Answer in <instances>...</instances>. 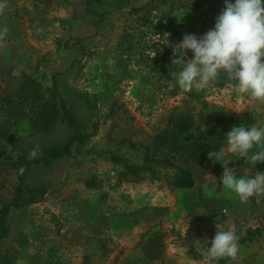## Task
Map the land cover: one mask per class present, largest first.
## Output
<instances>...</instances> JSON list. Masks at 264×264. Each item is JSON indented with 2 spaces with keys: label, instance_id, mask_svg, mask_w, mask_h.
Returning <instances> with one entry per match:
<instances>
[{
  "label": "rangeland",
  "instance_id": "374dc122",
  "mask_svg": "<svg viewBox=\"0 0 264 264\" xmlns=\"http://www.w3.org/2000/svg\"><path fill=\"white\" fill-rule=\"evenodd\" d=\"M223 7L224 0H0V210L20 187L13 161L71 133L55 86L85 134L69 156L26 175L29 187L47 192L11 209L0 264H208L209 242L228 229L239 237L238 254L218 264H264V193L241 202L208 159L226 147L233 126L264 127V102L223 75L185 93L171 63L183 35L212 29ZM80 96L90 110L79 108ZM262 149L229 167L238 176L264 172V161L250 159ZM165 159L194 186L174 187L176 168L159 163Z\"/></svg>",
  "mask_w": 264,
  "mask_h": 264
},
{
  "label": "clouds",
  "instance_id": "9594fccd",
  "mask_svg": "<svg viewBox=\"0 0 264 264\" xmlns=\"http://www.w3.org/2000/svg\"><path fill=\"white\" fill-rule=\"evenodd\" d=\"M173 57L171 63L176 68L173 74L185 93L208 88L223 75L236 83L240 93L264 102V0H224L214 27L200 36L184 34L173 46ZM225 140L226 147L208 152V159L223 168L220 177L223 187L241 202L264 193V172L238 176L237 169L229 167L233 157L245 158L254 146H264V127L233 126ZM39 151L38 146L33 148L29 158H36ZM250 159L264 161V149ZM238 241L234 230H217L207 249L208 264L234 259Z\"/></svg>",
  "mask_w": 264,
  "mask_h": 264
},
{
  "label": "trees",
  "instance_id": "16d2710c",
  "mask_svg": "<svg viewBox=\"0 0 264 264\" xmlns=\"http://www.w3.org/2000/svg\"><path fill=\"white\" fill-rule=\"evenodd\" d=\"M92 1L98 2V0ZM53 95L56 98L57 108L60 111V122L64 124L71 133L68 135L67 140L64 143L41 149L38 156L34 159H30L28 154H22L13 161L12 168L16 172L20 187L18 188L13 200L0 210V238H5L7 235L6 219L12 208H20L28 204L38 203L43 199L45 193L47 192L44 185L29 187L26 184V175L34 168L47 167L52 162L69 156L70 149L72 148L73 144L82 143L85 138V134L82 132L79 126V122H77V120H75L68 111L66 102L60 96L56 86L54 87ZM79 108L85 111L90 110L89 102L86 96L79 97ZM181 126L187 127L184 122L181 123ZM0 135L3 136V133L0 132ZM189 141L190 140H185V145L189 144ZM190 147L194 148L195 150L198 149L194 143H191ZM146 158V165H144L143 168H147L151 162L147 155ZM159 163L170 168H176L169 162L168 159H165ZM21 169H23L22 172ZM137 169L139 168L131 167V172L129 173L136 175ZM173 186L178 189L192 188L194 186L192 175L184 169L176 168V176L173 181Z\"/></svg>",
  "mask_w": 264,
  "mask_h": 264
}]
</instances>
